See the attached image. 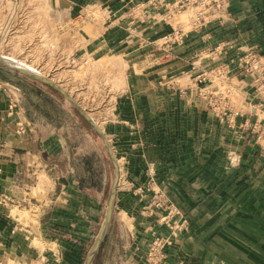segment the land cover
I'll use <instances>...</instances> for the list:
<instances>
[{
	"label": "crops",
	"instance_id": "1",
	"mask_svg": "<svg viewBox=\"0 0 264 264\" xmlns=\"http://www.w3.org/2000/svg\"><path fill=\"white\" fill-rule=\"evenodd\" d=\"M138 1L119 0L105 27L125 32L112 46L157 62L126 73L106 104L103 142L77 117L33 114L30 90L46 88L0 78V264H238L232 254L264 264L255 243L228 235L255 222L257 207L264 220V0H229L224 22L184 34L131 11ZM153 190L188 219L162 258L149 255L151 229L168 235L160 213L145 210Z\"/></svg>",
	"mask_w": 264,
	"mask_h": 264
},
{
	"label": "rangeland",
	"instance_id": "2",
	"mask_svg": "<svg viewBox=\"0 0 264 264\" xmlns=\"http://www.w3.org/2000/svg\"><path fill=\"white\" fill-rule=\"evenodd\" d=\"M118 2L119 0H0V57L31 68L57 83L69 92L99 128L104 130V121L110 114L106 110V104L112 102L115 92L124 87L126 73L150 69L152 64L157 62L151 59L147 52L145 56H141L139 52V57L136 58L135 47H125L123 43L122 46L111 45L125 39V32L105 27L106 17L112 10L117 11ZM69 8L75 9L77 14L72 15ZM191 15L190 11L172 18L158 14L152 19L160 29H178L182 25L187 31L191 30L188 26ZM159 30L158 35L165 33ZM0 78L18 84L25 82L22 78H26L46 88L47 93L42 91V94L31 88L29 100L33 106V114L47 112L49 116L61 122L71 120L72 116L77 117L82 125L103 142L98 130L61 90L2 62ZM259 135L264 142V132H259ZM179 209L181 210L180 207ZM257 211L255 222H248L245 216L243 219L247 222L238 224V233L235 231L237 227L233 225V230H229L228 235H233L235 241H239L241 245L251 247L255 243L256 252L262 253L264 238L259 235L264 232V220L263 216L259 215L260 207H257ZM181 212L185 216L182 210ZM185 218L188 224V219L186 216ZM183 228L184 226H181L176 229L171 242ZM170 232L168 229V234ZM151 233L160 234L154 227ZM223 243L225 252H230V246L235 250L231 241L224 239ZM33 245L43 247L35 238ZM232 255L238 264H248L243 255L238 256L239 259L235 254ZM263 258L262 254L255 256L256 260ZM104 260L102 253L97 263ZM223 263L228 264L226 260Z\"/></svg>",
	"mask_w": 264,
	"mask_h": 264
},
{
	"label": "built area",
	"instance_id": "3",
	"mask_svg": "<svg viewBox=\"0 0 264 264\" xmlns=\"http://www.w3.org/2000/svg\"><path fill=\"white\" fill-rule=\"evenodd\" d=\"M17 1V0H12ZM229 0H139L129 9L132 11L135 7L140 9L145 17H155L162 14L165 18H172L183 12H192L189 27L191 30H202L212 22L222 23L229 16ZM185 28L180 25L178 30L182 34L186 33ZM181 33V32H179ZM221 45L218 44L211 49L212 52H219ZM258 56L255 51H250L244 56L246 70L254 72V66L257 63ZM264 132V126H261L259 132ZM147 212H159L160 220L171 232L168 235L153 234V240L150 244V257H164V249L172 240L173 233L181 226L187 227V220L179 207L172 202L163 191L153 190L150 200L145 205Z\"/></svg>",
	"mask_w": 264,
	"mask_h": 264
},
{
	"label": "water",
	"instance_id": "4",
	"mask_svg": "<svg viewBox=\"0 0 264 264\" xmlns=\"http://www.w3.org/2000/svg\"><path fill=\"white\" fill-rule=\"evenodd\" d=\"M0 62H2L3 64L13 68V69H16V70H19L29 76H32L33 78H36L38 80H41L59 90H61L66 96L67 98L80 110V112L82 113V115L98 130V132L104 137V133L103 131L99 128V126L97 125V123L94 121V119H92L88 113L85 111V109L79 104V102L69 93L67 92L64 88H62L61 86H59L57 83L53 82L52 80H50L49 78L45 77L44 75L40 74L39 72L31 69V68H28V67H24V66H21V65H18V64H14V63H11L9 62L8 60H6L5 58H1L0 57ZM116 188H117V185L115 186L114 190H113V195L115 194V191H116ZM111 211H112V203L109 205V208H108V212H107V215H106V218H105V222L103 224V229H102V232L99 236V239L93 249V252L89 258V260H91L92 256L95 254L97 248L100 246L102 240H103V236H104V232L107 228V225L110 221V217H111ZM88 260V262H89Z\"/></svg>",
	"mask_w": 264,
	"mask_h": 264
}]
</instances>
